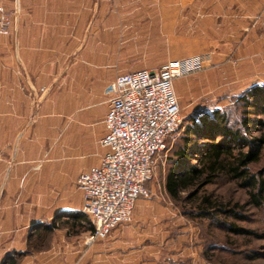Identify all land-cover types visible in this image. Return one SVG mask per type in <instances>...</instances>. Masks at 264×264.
<instances>
[{
    "label": "crops",
    "instance_id": "0c3cea01",
    "mask_svg": "<svg viewBox=\"0 0 264 264\" xmlns=\"http://www.w3.org/2000/svg\"><path fill=\"white\" fill-rule=\"evenodd\" d=\"M3 6L0 264H165L163 229L148 221L150 200L143 197L130 222L90 242L93 227L77 181L108 152L101 144L105 88L120 75L199 55L225 74L230 99L264 86V34L251 25L264 15V0H3ZM190 19L193 38L184 34ZM139 39L150 43L138 48ZM46 229L48 255L19 259L29 238Z\"/></svg>",
    "mask_w": 264,
    "mask_h": 264
},
{
    "label": "built area",
    "instance_id": "2783aa9c",
    "mask_svg": "<svg viewBox=\"0 0 264 264\" xmlns=\"http://www.w3.org/2000/svg\"><path fill=\"white\" fill-rule=\"evenodd\" d=\"M254 26L264 34V15L253 19ZM4 28L1 20L0 33ZM208 62L207 55L169 60L158 69L120 75L105 88L109 110L101 144L108 152L77 181L93 227L90 242L106 239L117 226L130 222L137 200L149 195L146 184L183 124L175 82L203 72Z\"/></svg>",
    "mask_w": 264,
    "mask_h": 264
},
{
    "label": "rangeland",
    "instance_id": "374dc122",
    "mask_svg": "<svg viewBox=\"0 0 264 264\" xmlns=\"http://www.w3.org/2000/svg\"><path fill=\"white\" fill-rule=\"evenodd\" d=\"M259 15L262 14L255 15L251 20ZM191 22L190 19V24L184 28V34L188 38L195 35ZM149 43L146 39L136 41L138 48H143ZM225 77L223 72L214 70L209 60L205 71L176 80L178 85H175V91L183 116L182 130L194 117L214 111L211 105L214 102V94L217 93L219 110L225 112L233 128L242 129L240 121L243 118L244 106L238 104L237 98H229L225 89L228 83ZM253 118L256 121H264L263 109H259ZM252 130L248 134L249 140L264 139L263 128L256 125ZM181 135L182 132L169 141L167 152L158 159L155 175L147 184L149 195L142 199L150 200L148 207L152 212L148 221L163 229L162 241L167 245L165 264H264V209L253 208L249 204L247 193L239 189L236 183L219 180L207 190L209 194H214L224 204H228V208H234L236 204L244 206L241 211L243 219L234 221V224L241 228V231H250L251 234H235L229 227H219L212 219L200 218L195 207L176 202L166 193L165 181L170 160L180 145ZM203 144L205 143L202 142L201 146H204ZM192 164L197 166V160H193ZM257 168L264 172V146L263 158ZM48 245L47 237L40 239L31 236L25 253L21 254L19 259L38 251L45 252L44 255L47 256Z\"/></svg>",
    "mask_w": 264,
    "mask_h": 264
},
{
    "label": "trees",
    "instance_id": "16d2710c",
    "mask_svg": "<svg viewBox=\"0 0 264 264\" xmlns=\"http://www.w3.org/2000/svg\"><path fill=\"white\" fill-rule=\"evenodd\" d=\"M237 102L244 106L242 129L233 128L225 112L216 109L194 117L174 135L182 132L180 145L170 160L165 191L172 200L195 207L200 218L212 219L221 228L243 234L246 231L236 227L234 221L243 219L244 206L228 208L207 190L219 180L234 182L247 193L253 208L264 209V172L257 168L263 158L264 139H248L256 125L264 129V121L253 118L259 109L264 111V86L248 89L237 97ZM193 160H197V166ZM37 236L47 237V229Z\"/></svg>",
    "mask_w": 264,
    "mask_h": 264
}]
</instances>
